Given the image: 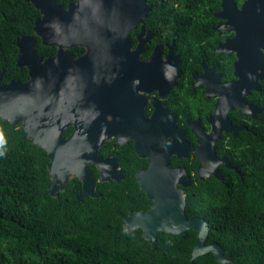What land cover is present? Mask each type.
I'll list each match as a JSON object with an SVG mask.
<instances>
[{"label":"trees","instance_id":"obj_1","mask_svg":"<svg viewBox=\"0 0 264 264\" xmlns=\"http://www.w3.org/2000/svg\"><path fill=\"white\" fill-rule=\"evenodd\" d=\"M177 1L190 13L175 14L173 6L158 0L157 9L165 12L153 11L146 21L189 26L173 34L181 35L179 46L197 59L200 27L207 19L199 1ZM29 15L30 10L20 17L11 13L0 25L3 84L29 79L28 69L17 65L16 45L18 36L33 32L32 23L22 25ZM197 64L189 62L188 70ZM258 124L239 135L250 142L237 143L242 148L233 151L232 163L246 164L243 179L230 171L224 181L197 179L187 190L186 213L206 220V244H217L231 256L223 263L213 252L193 259L196 230L160 232L155 245L142 229L126 230L123 215L148 209L150 202L132 171L120 183H99L100 197L80 201L76 178L52 194L46 150L26 139L21 125L0 119V264H264V113Z\"/></svg>","mask_w":264,"mask_h":264},{"label":"flooded vegetation","instance_id":"obj_2","mask_svg":"<svg viewBox=\"0 0 264 264\" xmlns=\"http://www.w3.org/2000/svg\"><path fill=\"white\" fill-rule=\"evenodd\" d=\"M157 1L147 0L150 7L148 15L130 33V49L123 52V58L114 67L117 73H109L110 69L103 66L105 64L97 66L100 72L94 73L87 57L83 62L76 63L89 54L85 44L64 47L69 55L68 59L74 61L72 68L81 82L83 80L85 91L101 94L104 113L99 123H92L90 100L89 105L81 103L74 105L73 109L71 106V110L78 112V119L80 112L83 113L81 118L91 125L119 128L118 134L108 139L99 150L105 162L102 169L106 173V181H101L98 166L92 163L88 165L92 176L97 180L96 192L99 194H102L98 190L99 183H120L127 178L128 171L129 174L134 172L139 188L144 192L141 179L144 183H149L150 180L145 181V174L152 165H156L154 146L158 138L162 140L161 137L166 138L167 134L168 137L172 136L167 140H174L177 150L169 157L170 168L186 171V176L180 175L176 183V188L183 189L186 197L188 188L193 181L198 183L197 179L204 181L216 178L224 181L225 174L230 171L236 172L243 179L242 171L246 164L232 163L233 151L242 148L237 143L250 142L249 138L239 135L242 132H253L252 127L259 125L258 119L264 113V79L259 81L260 89L249 93L245 90L244 83H239L242 79L250 86V82L257 78L255 71L264 63V0H196L201 4V14L207 19V24L200 27L203 34L198 39L200 50L196 53L197 59L194 55L190 58L188 50L181 49L176 40L181 35L173 34L189 26L154 25L146 21L153 11L159 14L165 12L157 9ZM159 1L173 6L171 10L175 14L190 13L192 10L177 0ZM76 3L77 0H71L65 5L59 0H53L55 6L65 9ZM49 4L48 0H0V25L11 13L20 17L31 11V15L27 17L29 20L22 25L32 23L33 32L18 36L16 40L18 66L21 46H26L43 61L58 54L59 47L44 44L40 35L36 42L24 41V38L40 32V21L44 16L40 5L48 9ZM189 62L198 64L188 70ZM158 68H168L169 71L158 75ZM2 79L3 75L1 83ZM29 80L30 74L29 79L24 82ZM226 101L241 102L239 105L245 103L251 107L250 110L261 111L255 112L256 116L252 111L245 113L238 107L228 112L227 120L237 129L224 130L216 141V155L218 159L224 160L218 164L222 178H217L211 171L202 169L204 164L197 153L200 141L193 128L211 134L213 124L210 119L218 106L225 108ZM74 119L76 120V116ZM75 126L73 123L68 125L64 131L66 138L73 134ZM160 154L162 156L163 153ZM188 176L191 185L185 187L184 182H188ZM75 178L81 182V194L83 181L75 176H71L70 180ZM150 179L154 181L152 177ZM149 200L148 209L131 211L128 215H123V220L133 212L149 211L153 202Z\"/></svg>","mask_w":264,"mask_h":264},{"label":"water","instance_id":"obj_3","mask_svg":"<svg viewBox=\"0 0 264 264\" xmlns=\"http://www.w3.org/2000/svg\"><path fill=\"white\" fill-rule=\"evenodd\" d=\"M48 1V9L40 5L44 12L40 21V32L24 38V41L36 42L37 36L40 35L44 44L58 46L59 52L55 57L43 61L26 46L20 47L18 64L29 69L30 80L2 84L3 73L0 71V119L16 126L21 125L25 132L24 137L46 150L50 159V192L55 194L64 189L70 177L75 176L83 181V192L78 197L82 201L84 197L102 195L96 192L97 180L92 176L88 165L92 163L98 166L101 181H106V173L102 169L105 162L99 150L108 139L118 134L119 128L91 125L89 121L81 118L83 113L80 112L78 119V112L71 110V106L73 109L74 105L81 103L89 105L90 100L92 109L89 113L92 123H99L104 113L101 94L85 91L83 80L81 82L72 68L74 61L68 59L69 55L64 51V47L85 44L89 54L76 63L83 62L87 57L94 73L100 72L97 66L101 64L110 69L109 73H117L114 67L123 58V52L130 49V33L147 17L150 7L147 0H77L76 4L65 9L55 6L53 0ZM168 71V68H158L157 74H166ZM255 72L257 78L250 82V86L242 79L239 80V83H244L248 93L260 89L259 81L264 79V63ZM240 103L226 101L224 109L218 106L210 119L213 124L211 134L193 128L200 141L197 153L204 164L202 169L211 171L217 178H222L218 164L224 160L218 159L216 155V141L224 130L237 129L227 120L228 112L238 107L245 113L252 111L256 116L255 112L261 111L250 110L249 105H239ZM72 123L76 125L75 130L66 138L64 131ZM165 137H161L162 140L158 138L154 146L156 165H152L150 171L145 174V181L148 179L150 182L144 183L141 179L142 189L153 201L152 208L149 211L131 213L124 220L125 228L132 232L142 229L143 237L152 245L157 242L160 232L178 235L190 229L196 230L198 238L193 250V259L213 252L219 262L227 263L231 256L226 255L221 246L206 244L209 234L206 220L202 217L189 218L186 213V194L183 189L176 188L179 176H186V171L170 168L169 157L177 150L174 140H167L172 136L168 137L167 134ZM160 153H163L162 156ZM184 185H191L190 176Z\"/></svg>","mask_w":264,"mask_h":264},{"label":"bare ground","instance_id":"obj_4","mask_svg":"<svg viewBox=\"0 0 264 264\" xmlns=\"http://www.w3.org/2000/svg\"><path fill=\"white\" fill-rule=\"evenodd\" d=\"M137 220H139V219H137Z\"/></svg>","mask_w":264,"mask_h":264}]
</instances>
